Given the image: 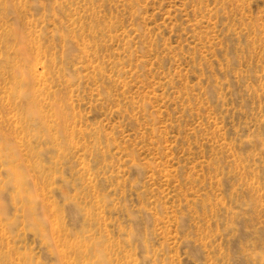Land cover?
I'll use <instances>...</instances> for the list:
<instances>
[{"label": "rangeland", "instance_id": "rangeland-1", "mask_svg": "<svg viewBox=\"0 0 264 264\" xmlns=\"http://www.w3.org/2000/svg\"><path fill=\"white\" fill-rule=\"evenodd\" d=\"M0 264H264V0H0Z\"/></svg>", "mask_w": 264, "mask_h": 264}]
</instances>
